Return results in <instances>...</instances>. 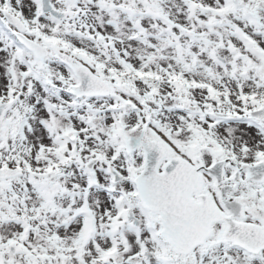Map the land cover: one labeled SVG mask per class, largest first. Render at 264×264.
I'll list each match as a JSON object with an SVG mask.
<instances>
[{
  "label": "snow or ice",
  "instance_id": "6c2138e0",
  "mask_svg": "<svg viewBox=\"0 0 264 264\" xmlns=\"http://www.w3.org/2000/svg\"><path fill=\"white\" fill-rule=\"evenodd\" d=\"M0 264H264V0H0Z\"/></svg>",
  "mask_w": 264,
  "mask_h": 264
}]
</instances>
